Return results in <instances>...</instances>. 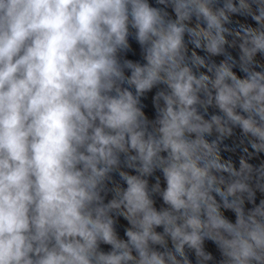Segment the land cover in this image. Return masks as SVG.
Instances as JSON below:
<instances>
[{"label":"clouds","instance_id":"obj_1","mask_svg":"<svg viewBox=\"0 0 264 264\" xmlns=\"http://www.w3.org/2000/svg\"><path fill=\"white\" fill-rule=\"evenodd\" d=\"M262 61L264 0H0V264H264Z\"/></svg>","mask_w":264,"mask_h":264}]
</instances>
